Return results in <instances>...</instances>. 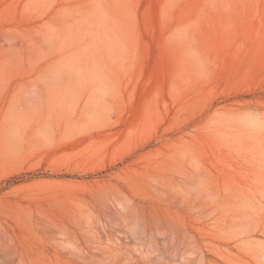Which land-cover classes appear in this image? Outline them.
Segmentation results:
<instances>
[{
    "label": "rangeland",
    "instance_id": "obj_1",
    "mask_svg": "<svg viewBox=\"0 0 264 264\" xmlns=\"http://www.w3.org/2000/svg\"><path fill=\"white\" fill-rule=\"evenodd\" d=\"M241 124L264 144V0H0V264H129Z\"/></svg>",
    "mask_w": 264,
    "mask_h": 264
},
{
    "label": "bare ground",
    "instance_id": "obj_2",
    "mask_svg": "<svg viewBox=\"0 0 264 264\" xmlns=\"http://www.w3.org/2000/svg\"><path fill=\"white\" fill-rule=\"evenodd\" d=\"M248 130L241 124L226 133L230 137L228 151L236 153L238 159L231 168L227 157L218 153L211 185H206L201 174L194 193L185 196L177 191H168L167 196L164 193L171 206L184 205L193 224L172 217H166L162 223L150 221L144 231L147 248L136 250L129 264H194L207 248L213 249L215 257L238 256L245 240L251 242L257 235H264V223L260 225L261 220L258 221L264 214V188L259 191L251 186L253 178L264 168V144L257 139L254 144L243 143ZM259 250H252L255 264H264V251Z\"/></svg>",
    "mask_w": 264,
    "mask_h": 264
}]
</instances>
